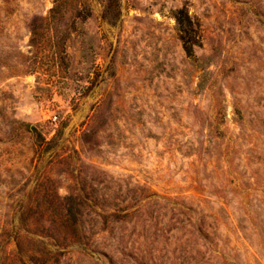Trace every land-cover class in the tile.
<instances>
[{
  "label": "rangeland",
  "instance_id": "rangeland-1",
  "mask_svg": "<svg viewBox=\"0 0 264 264\" xmlns=\"http://www.w3.org/2000/svg\"><path fill=\"white\" fill-rule=\"evenodd\" d=\"M55 1L0 0V264H264V0Z\"/></svg>",
  "mask_w": 264,
  "mask_h": 264
},
{
  "label": "trees",
  "instance_id": "trees-1",
  "mask_svg": "<svg viewBox=\"0 0 264 264\" xmlns=\"http://www.w3.org/2000/svg\"><path fill=\"white\" fill-rule=\"evenodd\" d=\"M116 3L117 2L115 0H110V3L108 4V7H107L106 16H109V15L115 16L116 15L114 13V11L116 10ZM65 6H66V0H56L55 1L53 8L50 9L49 17H47L44 20L47 26L53 27L60 22V20L63 17V11H64ZM34 28H36V27L33 26V30H32L33 36H34V32H35ZM72 211H73V209L70 210L71 214L70 213L68 214L69 220H70V217L72 219V216H74ZM71 221H73V220H71ZM198 231L202 235H204V233L201 229H198ZM16 235H15V237H13V242L15 243L16 248H18L19 247L18 236L16 237ZM199 253H200V251H199ZM190 259H192L194 261L197 259L196 260V262H198L197 264H209L210 263V258L205 260V258L202 257V259L200 260V257L198 258V257L193 256L192 251L188 250L187 245H183L181 247L180 254L176 257V260L178 261V264H187ZM168 261H169V258H166V256H163L161 258V264H168Z\"/></svg>",
  "mask_w": 264,
  "mask_h": 264
}]
</instances>
